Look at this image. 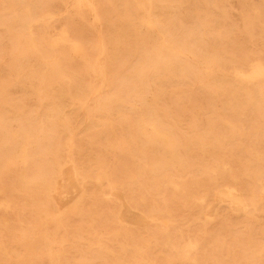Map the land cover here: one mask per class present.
<instances>
[{
    "label": "rangeland",
    "instance_id": "rangeland-1",
    "mask_svg": "<svg viewBox=\"0 0 264 264\" xmlns=\"http://www.w3.org/2000/svg\"><path fill=\"white\" fill-rule=\"evenodd\" d=\"M89 1L99 19L77 0H0V264H189L204 229L206 264H264V233L226 195L246 201L245 177L264 207V79L236 74L264 63V0ZM91 60L109 79L96 95Z\"/></svg>",
    "mask_w": 264,
    "mask_h": 264
},
{
    "label": "bare ground",
    "instance_id": "bare-ground-1",
    "mask_svg": "<svg viewBox=\"0 0 264 264\" xmlns=\"http://www.w3.org/2000/svg\"><path fill=\"white\" fill-rule=\"evenodd\" d=\"M77 2L79 4L86 3V5H88V8L90 9L94 19H99V10H98V8L94 2L89 1V0H77ZM67 9H69L68 6H67ZM19 19H20V27L21 28L27 29V27H32V23L23 20L24 19L23 16H19ZM72 42L74 44V47L78 49L79 44L73 40H72ZM33 49H35V48H33ZM93 61H96V60L93 59ZM91 62H92V60H91ZM92 67H93L92 71L95 72V74L97 76V80L100 82V85L93 89V92L95 91V95H96V91L99 90V92H100V89H102V87H104L105 84L109 83V79L107 78V72H106L105 66H103L97 62H95V63L92 62ZM92 67H91V69H92ZM58 71H59V69H58ZM236 74L241 78H246V80L249 79L251 81L264 79V63L257 61L252 66L251 72L245 73L241 70H237ZM41 84H44V82H41ZM92 85L93 84H91V86ZM112 90L114 91L113 87H112ZM88 93L89 92L83 90L81 92L74 93L72 95H73V97L88 98L90 96ZM61 97L65 98V97H67V95L65 93H63V94H61ZM86 105H87V102H86ZM86 105H84V106L86 107ZM143 124H147V122L143 121ZM160 124H163V123H159V121L157 119H156L155 123L151 124V127H152L154 133L157 136H159L160 138H162L166 143H174L172 133L162 132V130H160L158 127V126H160ZM143 143L146 144L147 142L143 141ZM46 150L47 149H44V151L41 150L38 154L37 153L34 154V153L27 152V150L25 149L24 150V153H25L24 156H25L26 164H28L29 161L39 163V161L41 159L45 161L46 160L45 157L47 156L45 153ZM10 155L11 154H9V153L5 154V153H2L0 151V163L3 162V159H9L11 157ZM69 163H71L74 167L76 165V162L74 161V159L71 156L66 157V163L65 164L69 165ZM0 166H3V165H0ZM4 170H5V167L0 168L1 172ZM101 170H102L101 168H97L96 173H98V175L96 177V181L98 183H105L107 186L112 187V182L109 181L108 174L104 170H102V171ZM51 171H52V168L45 165L44 173H45L46 177H49ZM149 172L151 173L152 176H163L165 173L157 164H154L153 167L149 168ZM62 175L63 174L61 173L60 176H62ZM242 184H243V190H242V188H240V189H241L242 193L247 197L246 201L243 200V202H242L240 200V196H239L240 191L238 188L233 187V186L228 187L226 195L229 197V201H231L234 206L237 204V206L239 207V209L235 210V211L242 213V215L239 217L240 222L238 223V227L245 228L248 233H252L255 231L256 235H260L261 233H264V222H263L264 221V207H258L256 204V200L254 197L255 196V190H254L252 181L245 179V177L244 178L242 177ZM174 186L177 187L176 184H174ZM3 188L4 187L1 184L0 193L4 190ZM53 188L54 187L50 183H46L44 189L46 191L50 192L53 190ZM262 190H263V194H264V188H262ZM86 194H87V192H83L82 195L79 194L80 197H78L79 195L77 196L78 199H77L76 203H74L75 207H77V208L79 207V204L86 197ZM2 206H4V204H1V207ZM56 209L60 213L58 216L56 215L57 211L56 212L46 211V215H45L46 218L43 221V225H52L54 227L53 231H58V230H60L61 227H63L61 217H60V215L62 216V214H61L62 210H61L59 205L56 206ZM209 215H210L209 213H206V216H209ZM152 219L155 220L154 218H152ZM262 219H263V221H261ZM1 222L2 221L0 220V224H1ZM169 229H170L169 224L166 223V227L164 228V230L167 232V231H169ZM198 233L200 236L199 239L195 238V240H196L195 243L190 242L186 246L188 249L191 250V252L186 251V253L184 254V259H186L189 262V264H206V262H207L205 260L204 256H202V253H201L202 247L201 248L199 247L202 244L203 238H205L206 230L205 229L200 230V231H198ZM169 238H171V237L169 236ZM258 240L259 239L257 237H254V238H251L250 240L248 239V243L252 246L253 244L257 243ZM58 253L56 254L54 259H51V264H60L61 255H60L59 251H58ZM192 253H193V255H192Z\"/></svg>",
    "mask_w": 264,
    "mask_h": 264
}]
</instances>
